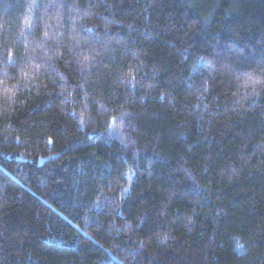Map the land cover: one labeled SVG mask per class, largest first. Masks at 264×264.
Masks as SVG:
<instances>
[{
	"label": "trees",
	"instance_id": "16d2710c",
	"mask_svg": "<svg viewBox=\"0 0 264 264\" xmlns=\"http://www.w3.org/2000/svg\"><path fill=\"white\" fill-rule=\"evenodd\" d=\"M0 264H264V0H0Z\"/></svg>",
	"mask_w": 264,
	"mask_h": 264
},
{
	"label": "snow or ice",
	"instance_id": "6c2138e0",
	"mask_svg": "<svg viewBox=\"0 0 264 264\" xmlns=\"http://www.w3.org/2000/svg\"><path fill=\"white\" fill-rule=\"evenodd\" d=\"M251 78V77H250Z\"/></svg>",
	"mask_w": 264,
	"mask_h": 264
}]
</instances>
